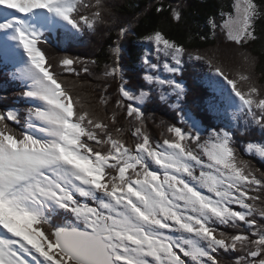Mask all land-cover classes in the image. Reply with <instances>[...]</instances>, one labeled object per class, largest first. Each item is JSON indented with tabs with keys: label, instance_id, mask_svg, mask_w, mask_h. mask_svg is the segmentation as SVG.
Listing matches in <instances>:
<instances>
[{
	"label": "rangeland",
	"instance_id": "1",
	"mask_svg": "<svg viewBox=\"0 0 264 264\" xmlns=\"http://www.w3.org/2000/svg\"><path fill=\"white\" fill-rule=\"evenodd\" d=\"M71 1L0 0V67H10L13 76L27 86L28 99L32 102L25 117L27 139L16 148L10 136H0V264H66L64 257L71 259L62 257L64 254L57 243H52L51 237L57 239L66 231L63 239L67 245L86 244L89 241L84 238L86 236L81 238L73 231L67 232L76 230L74 227H83L111 243L109 249L117 264H123L127 257L138 264H206L205 248L192 247L197 236L187 237L192 224L198 218L211 231L213 228L210 225L222 227L221 224L241 216L232 209L242 200L235 199L237 194L231 187L232 181L235 183L234 176L227 174L223 168L231 157V133L215 129L206 136L208 138L200 149L189 150V154L171 143L162 147V152H153L143 145L137 148L136 153L123 150L112 158L122 159L118 163L124 164L115 170L112 179L124 188L107 193L104 170L110 168L112 160L100 159L92 154L91 157L85 152L83 130L73 125L70 110L73 107L63 89L51 81L43 69L41 52L34 42L26 40L24 46L21 36L16 38V33H23L24 28L37 30L46 25L51 30L60 27L72 31L75 35H70V38L77 43L80 37L77 26L60 16L63 7L67 11L70 9ZM10 8L17 9L18 13ZM254 12L252 0L238 1L235 13L221 25L229 41L243 42L251 28ZM132 27L129 26L130 31ZM64 38H68L67 35ZM144 46L143 69L147 72L144 78L151 85L154 95L175 109L181 117L179 121L186 124L183 128L185 132L178 131L180 138L204 137L205 130L200 120L186 102L187 83L179 79L183 77L184 66L193 62L197 64L199 57L182 53L160 37ZM61 64L60 68L67 69L74 63L66 58ZM79 67L73 68L78 70ZM212 74L227 86L226 111H237L233 122L237 125L236 116L241 114L242 106L234 96V86L227 85L217 72L212 71ZM0 90L5 92L1 86ZM128 91L123 94L136 107L143 106L151 98L149 91ZM246 98L253 101L256 107L252 94ZM10 101L18 102L16 97ZM245 106L249 107L247 103ZM11 109V120L0 121L3 133L13 132L10 125L17 124L13 118L23 116L16 113L20 112V107L12 105ZM38 134L42 138L37 137ZM247 150L264 159L263 145L253 143L247 146ZM140 165L148 169L154 165L157 170L161 169L165 180L156 175L135 179L128 177L129 171H136ZM206 204L212 210L209 211ZM43 205L48 206L47 211ZM134 205L142 211L137 212ZM60 208L64 212L62 217L66 218L56 232L43 233V229L34 227L49 217L47 212L55 216L52 209ZM245 212L243 209L242 213ZM47 227L52 232L50 226ZM143 228L155 236L171 237L172 243L167 245L146 239L140 233ZM201 229L202 225H199L198 230Z\"/></svg>",
	"mask_w": 264,
	"mask_h": 264
},
{
	"label": "trees",
	"instance_id": "2",
	"mask_svg": "<svg viewBox=\"0 0 264 264\" xmlns=\"http://www.w3.org/2000/svg\"><path fill=\"white\" fill-rule=\"evenodd\" d=\"M238 1L72 0V6L63 11V16L77 26L80 35L77 43L70 38V35H75L72 31L60 27L55 28L56 39L53 31L44 27L35 35L36 40H31L41 52L43 69L50 80L63 89L71 103L73 125L83 130L82 144L90 156L112 160L123 150L136 153L141 145L153 152H162V147L169 143L177 144L185 154H189V150L200 149L213 130L224 129L231 133V157L223 168L234 176L235 183L232 181L231 187L237 194L235 199L242 200L232 209L241 216L221 224L222 227L210 225L211 231L198 218L195 226L192 224L191 229L188 228L191 233L187 237L197 236L192 247L207 251L206 264H264V159L247 150V146L253 143L264 146V0H252L255 14L251 28L243 42L234 43L227 39L221 25L235 13ZM129 26H133L131 31ZM65 35L68 38H64ZM46 37L54 41L38 40ZM156 37L184 54L200 58L197 64H186L183 77L179 79L187 83L186 102L205 130L202 138H180L178 131L185 132L186 124L179 121L181 117L175 109L154 95L144 78V73H147L143 69L144 44ZM66 58L74 64L67 69L60 68ZM78 65V70L73 68ZM212 71L217 72L227 85L234 86L232 91L242 106L241 114L236 116L237 125L233 123L237 111H226L227 86ZM199 73L203 74L198 77ZM0 86L5 88V92L0 90V121L11 120L12 105L20 107V112L16 113L23 115L13 118L17 124L7 122L13 132L3 133L0 128V136H10L17 148L27 139L25 117L26 109L30 107L27 86L13 76L9 66L0 67ZM128 90L149 91L151 98L143 106L136 107L123 94ZM249 94L254 96L256 107L246 98ZM13 97L18 102H11ZM37 137L42 138V135ZM120 160L113 159L110 168L104 170L107 193L124 188L112 179L115 170L124 165L118 163ZM175 163L179 165L178 161ZM153 166L148 169L140 165L136 171L130 170L128 177L156 175L165 180L161 169ZM206 205L210 211L212 208ZM43 207L47 211L48 206ZM243 209L245 213H242ZM52 211L55 216L47 212L49 221H40L34 227L43 229V233L56 232L66 217H62V208ZM199 225H202L201 230H198ZM160 228L164 229L163 226ZM131 232L136 233L134 230ZM140 233L154 242L172 243L171 237L155 236L146 228L140 229ZM51 239L56 245L55 238ZM69 262L74 263L72 260ZM133 263L137 261L130 257L123 262Z\"/></svg>",
	"mask_w": 264,
	"mask_h": 264
},
{
	"label": "water",
	"instance_id": "3",
	"mask_svg": "<svg viewBox=\"0 0 264 264\" xmlns=\"http://www.w3.org/2000/svg\"><path fill=\"white\" fill-rule=\"evenodd\" d=\"M72 231L80 235L79 237L86 236L84 238L89 239V241L86 244L76 246L67 245L63 239L66 231L59 234L56 241L65 256L79 264H117L114 255L109 249L108 242L101 235H96L83 229L67 230V232ZM99 256H101L100 259Z\"/></svg>",
	"mask_w": 264,
	"mask_h": 264
},
{
	"label": "clouds",
	"instance_id": "4",
	"mask_svg": "<svg viewBox=\"0 0 264 264\" xmlns=\"http://www.w3.org/2000/svg\"><path fill=\"white\" fill-rule=\"evenodd\" d=\"M20 36H21L20 41H22L23 44L25 43L26 40H30V41H31V39H30L27 35H25V34H23V33H21ZM16 38H17V37H16ZM21 39H22V40H21ZM35 40H36V39H35ZM35 40H34V41H35ZM27 115H28V114H27Z\"/></svg>",
	"mask_w": 264,
	"mask_h": 264
},
{
	"label": "bare ground",
	"instance_id": "5",
	"mask_svg": "<svg viewBox=\"0 0 264 264\" xmlns=\"http://www.w3.org/2000/svg\"><path fill=\"white\" fill-rule=\"evenodd\" d=\"M41 19V18H40ZM21 84H23L22 82H21ZM64 259H66L65 261H66V264H79V263H76L75 261H72V262H74V263H71V262H69V259H67L66 257H64ZM190 264H191V262H190Z\"/></svg>",
	"mask_w": 264,
	"mask_h": 264
},
{
	"label": "flooded vegetation",
	"instance_id": "6",
	"mask_svg": "<svg viewBox=\"0 0 264 264\" xmlns=\"http://www.w3.org/2000/svg\"><path fill=\"white\" fill-rule=\"evenodd\" d=\"M146 239H147V237H146ZM152 240V239H151ZM111 243H109V245H110Z\"/></svg>",
	"mask_w": 264,
	"mask_h": 264
}]
</instances>
